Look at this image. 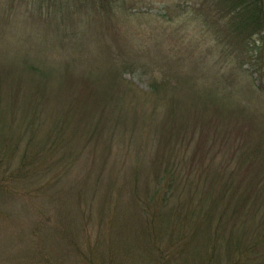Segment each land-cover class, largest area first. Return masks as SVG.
Instances as JSON below:
<instances>
[{
	"label": "rangeland",
	"instance_id": "374dc122",
	"mask_svg": "<svg viewBox=\"0 0 264 264\" xmlns=\"http://www.w3.org/2000/svg\"><path fill=\"white\" fill-rule=\"evenodd\" d=\"M199 6L209 5L0 0V264H30L38 251L56 264H97L85 245L109 257L111 236L128 250L122 264H146L131 231L143 201L161 197L158 178L179 211L208 207L226 220L224 207L239 204L243 184L230 199L217 197V182L264 128V89L242 71L248 56L233 66L226 22ZM215 93L207 106L231 113L203 127L197 101ZM75 101L85 104L69 110ZM173 111L186 131L171 151L162 124ZM220 121L228 130L216 133ZM252 198L236 238L263 231L262 191ZM61 231L80 250H67Z\"/></svg>",
	"mask_w": 264,
	"mask_h": 264
},
{
	"label": "trees",
	"instance_id": "16d2710c",
	"mask_svg": "<svg viewBox=\"0 0 264 264\" xmlns=\"http://www.w3.org/2000/svg\"><path fill=\"white\" fill-rule=\"evenodd\" d=\"M208 3V9L202 8L206 14L213 16L219 21L224 20L225 27L228 34V41L225 44L226 50L233 53L237 65L234 67H241L243 62L240 58L242 54L248 56L250 69H242L249 76L250 82L257 88L264 89V0H205ZM212 11L214 14H212ZM240 60V61H239ZM256 72L259 79L258 84L253 83L250 77L252 73ZM155 79L150 84V87L156 85ZM218 94L204 96L201 102L202 111H204V120H202L203 127H210L213 119L219 114H230V111L223 110L221 105H215L212 109L210 105L215 100H218ZM80 98V97H79ZM78 98V99H79ZM86 98V97H85ZM87 100V98H86ZM206 100L208 103L203 102ZM76 106H70L71 109H78L79 105L85 103H78ZM182 110H187L185 107ZM208 111L209 114L206 112ZM172 114V115H171ZM169 114L170 120L162 124V135L165 134V144H170L169 149L174 150L177 140L181 138L186 129L183 128L184 122H176L178 113L171 112ZM221 126L223 129H221ZM216 133H223L227 131L226 125L220 121V124L215 125ZM264 129V128H263ZM259 129L255 137V141L247 147H239L236 168L225 170L226 176L220 177L218 184L220 189L217 197L222 198L229 195L232 199L235 191L243 184L242 197L234 206L233 209L224 207L226 220L222 212H220L215 221L211 209L206 208L204 213L195 214L193 211H179V205H175L171 201L170 193L165 188V184L161 183L160 178L154 190V195H161L160 198H151V201H143L138 209V216L140 223L135 230L131 231V236L141 251V260L147 262L146 264H264V228L257 236L251 237L249 240L236 238L235 230L243 228L246 224V218H240V211H245L247 207L249 210L245 215L252 214L257 209V199L252 198L262 191L264 204V130ZM168 140H172L168 142ZM44 144V142H43ZM25 157V156H24ZM22 159L21 164L32 163L33 157L30 160ZM24 162V163H23ZM241 164H240V163ZM260 165H256L258 163ZM244 163V164H243ZM241 165V166H240ZM255 166V167H254ZM237 168H240L238 171ZM224 169L217 171L218 174ZM168 172V171H167ZM238 172V176L234 180V173ZM258 172V174H257ZM250 173V176H247ZM23 175V174H22ZM165 179V183H166ZM167 185V184H166ZM252 201L247 204V199ZM172 203V204H170ZM213 206L212 204H210ZM199 211V210H198ZM228 221H231L228 224ZM214 222V223H213ZM263 222H264V205H263ZM264 225V223H263ZM62 232V237L65 238L66 249L72 250L73 253L80 250L76 238H72L69 234ZM260 234V235H259ZM115 236V235H113ZM114 237L109 238V244L106 248L110 250L109 257L99 258L93 250L97 249L93 244H86V252L91 259H99L97 264H122L121 260L125 259L128 253L125 246L124 249L119 250L118 244L115 241L111 243ZM108 250V252H109ZM41 251V250H40ZM107 251V249H106ZM39 257L29 261L30 264H56L53 262L56 258L48 255H43L39 252ZM42 253V254H40ZM82 251H80V257ZM87 256L86 254H84ZM97 256V257H96Z\"/></svg>",
	"mask_w": 264,
	"mask_h": 264
}]
</instances>
